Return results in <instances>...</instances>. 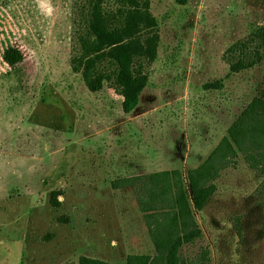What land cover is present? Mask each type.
Returning a JSON list of instances; mask_svg holds the SVG:
<instances>
[{
	"label": "rangeland",
	"instance_id": "374dc122",
	"mask_svg": "<svg viewBox=\"0 0 264 264\" xmlns=\"http://www.w3.org/2000/svg\"><path fill=\"white\" fill-rule=\"evenodd\" d=\"M148 2L156 56L124 113L110 80L89 92L70 64L87 0H0V264L154 256L141 182H113L174 169L186 181L264 101V0ZM8 47L23 56L12 68ZM255 166L237 152L211 182L192 213L198 232L179 249L185 263L264 264V159Z\"/></svg>",
	"mask_w": 264,
	"mask_h": 264
},
{
	"label": "trees",
	"instance_id": "16d2710c",
	"mask_svg": "<svg viewBox=\"0 0 264 264\" xmlns=\"http://www.w3.org/2000/svg\"><path fill=\"white\" fill-rule=\"evenodd\" d=\"M182 2L183 0H176ZM76 0H73L75 9ZM85 24L77 30L70 56L72 70L80 72L89 92L101 90L103 82L122 97L124 113L132 111L147 82L146 69L156 56L158 37L152 31L153 17L148 0H87ZM2 60L10 68L21 63L23 56L14 47L2 52ZM236 62L230 69L235 71ZM237 152L245 155L251 168L264 159V101L250 102L231 123L227 135L197 167L154 172L143 177L122 178L114 187L141 182L136 201L143 213L155 255H127L125 264H188L179 255L183 244L198 232L193 210L207 203L211 182L220 170L235 164ZM255 156L259 157L258 159ZM60 191H52L49 203L58 207ZM189 200L191 203H189ZM78 264H111L98 259L80 257Z\"/></svg>",
	"mask_w": 264,
	"mask_h": 264
}]
</instances>
